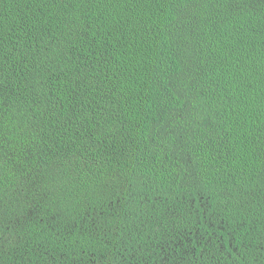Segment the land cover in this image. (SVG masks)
<instances>
[{"label":"trees","instance_id":"16d2710c","mask_svg":"<svg viewBox=\"0 0 264 264\" xmlns=\"http://www.w3.org/2000/svg\"><path fill=\"white\" fill-rule=\"evenodd\" d=\"M0 264H264V0H0Z\"/></svg>","mask_w":264,"mask_h":264}]
</instances>
